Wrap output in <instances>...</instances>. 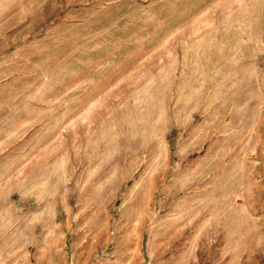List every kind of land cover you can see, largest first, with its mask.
Listing matches in <instances>:
<instances>
[{
    "label": "rangeland",
    "instance_id": "obj_1",
    "mask_svg": "<svg viewBox=\"0 0 264 264\" xmlns=\"http://www.w3.org/2000/svg\"><path fill=\"white\" fill-rule=\"evenodd\" d=\"M0 264H264V0H0Z\"/></svg>",
    "mask_w": 264,
    "mask_h": 264
}]
</instances>
